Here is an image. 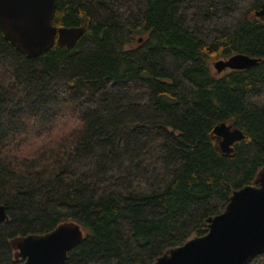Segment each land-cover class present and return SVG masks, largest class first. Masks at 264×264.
I'll use <instances>...</instances> for the list:
<instances>
[{
    "label": "trees",
    "instance_id": "trees-1",
    "mask_svg": "<svg viewBox=\"0 0 264 264\" xmlns=\"http://www.w3.org/2000/svg\"><path fill=\"white\" fill-rule=\"evenodd\" d=\"M263 2L55 0L52 26L83 33L30 59L0 30V264L63 223L84 234L65 264H152L206 234L264 168ZM235 54L260 62L213 73Z\"/></svg>",
    "mask_w": 264,
    "mask_h": 264
},
{
    "label": "water",
    "instance_id": "water-1",
    "mask_svg": "<svg viewBox=\"0 0 264 264\" xmlns=\"http://www.w3.org/2000/svg\"><path fill=\"white\" fill-rule=\"evenodd\" d=\"M55 7V0H0V30L5 41L29 59L41 56L55 42L72 48L83 29L53 27ZM263 12L264 2L258 15ZM259 62L235 54L215 61L213 68L221 74L248 70ZM213 134L224 154H231L232 143L243 138L239 130L224 123ZM7 221L6 209L0 205V223ZM207 224L206 234L166 251L152 264H248L264 256V168L251 184L234 191L224 211L209 218ZM83 237L79 225L63 223L43 235L13 239L10 246L21 264H65L68 253Z\"/></svg>",
    "mask_w": 264,
    "mask_h": 264
},
{
    "label": "rangeland",
    "instance_id": "rangeland-1",
    "mask_svg": "<svg viewBox=\"0 0 264 264\" xmlns=\"http://www.w3.org/2000/svg\"><path fill=\"white\" fill-rule=\"evenodd\" d=\"M216 61H218V60H216ZM215 62V61H214ZM213 62V63H214ZM213 63H212V70H213V73H216V71L214 70V68H213ZM225 72H227V70L226 71H224V72H222V73H225ZM217 74V73H216Z\"/></svg>",
    "mask_w": 264,
    "mask_h": 264
}]
</instances>
